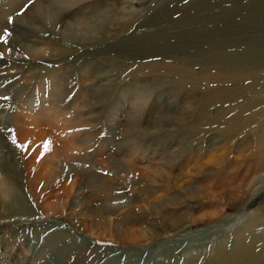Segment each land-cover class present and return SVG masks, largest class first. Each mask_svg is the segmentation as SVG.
<instances>
[{"label": "rangeland", "instance_id": "1", "mask_svg": "<svg viewBox=\"0 0 264 264\" xmlns=\"http://www.w3.org/2000/svg\"><path fill=\"white\" fill-rule=\"evenodd\" d=\"M38 1L0 0L1 39L26 33L30 37L24 35L25 40L40 39L57 48L40 59L25 55L26 60L14 61L0 56L5 62L0 65L4 74L0 76V113L5 119L22 118L24 111L36 115L42 108L53 114L52 105L58 101L61 115L66 111L70 124L77 128L79 123L82 130L74 138L78 148H89L69 152L71 157L63 148L58 150L63 169L70 171L66 180L76 177L73 189L82 185L93 213L104 209L109 204L105 199L114 195L118 201L112 202L121 204L124 211L113 217L123 226L160 230L165 220L222 213L174 238L137 245L102 240L37 211L0 228V264H14L19 257L23 264H50L56 257L51 253L55 247L67 253L78 247L81 252L71 264H188V259L189 264H209L215 250L231 251L248 220L264 217V157L258 151L264 152V143L257 144L264 129V0H132L125 24L106 13L110 8L117 10L124 0H78L71 9L70 3L76 0H69L61 9L73 15L68 21L75 22L77 35L81 37L84 29L92 31L87 44L45 25L34 31L16 21ZM82 17L84 22L78 21ZM113 25L123 35L103 37L107 26ZM26 74L28 79H22ZM60 77L65 80L63 98ZM90 79L93 91L101 92V97L107 94L106 98L91 94L87 101L83 99L89 94L85 85ZM104 80L109 81V89ZM135 99L140 101L133 110L130 104ZM132 120L138 123L131 124ZM6 138L23 172L17 141L10 131ZM104 165L108 171L102 170ZM146 175L151 188L143 179ZM27 182L23 176L16 180L30 196ZM187 186L192 194L183 197ZM147 188L160 198L178 194V199L172 198L177 202L171 201L175 202L170 204L171 215L154 219L153 213L137 207L143 203L141 198L151 194L145 192ZM55 190L57 186L48 185L41 193ZM30 202L36 210L32 197ZM245 235V245L259 237L255 250L264 249V221Z\"/></svg>", "mask_w": 264, "mask_h": 264}, {"label": "bare ground", "instance_id": "2", "mask_svg": "<svg viewBox=\"0 0 264 264\" xmlns=\"http://www.w3.org/2000/svg\"><path fill=\"white\" fill-rule=\"evenodd\" d=\"M68 1L69 0H40L30 8L31 9L30 12L23 14L19 17H16L15 19H16V21L21 22L25 26L32 28L34 31L41 30L42 26L45 25V26L49 27L50 29H52L53 31H57L58 34H61L65 38H71L72 40H76L75 42H79V43H84V44L86 42L88 43V41H90V38L87 35L90 33L91 30L87 29L88 31H86L84 29L83 34L80 33L81 37H80V35H77L78 29H75L73 27L75 22L71 23L70 21H68V19L73 15L69 14V11L64 14V10L61 9L62 6L69 4ZM78 3H79L78 0L71 2L70 3L71 5H69L70 6L69 9L76 7V5ZM131 5H132V0H124L123 3H121V6L119 8H117L118 11L112 10V8H110L108 6L111 10H108V12H106V13H107V15L115 17L120 23L122 22V24L124 22L127 23L130 15H131V10H132ZM57 9L62 10V12L61 11H60V13L57 12L58 11ZM63 15H65V16H63ZM84 17L80 18L81 20H78V21L84 22ZM117 26L113 25L110 28H108V26H107V28L105 29L106 31L103 32V37H107V38L111 39V38H116L118 36H122L123 34L119 32L120 30H118L119 27H117ZM24 35H25V37H27V36L30 37L29 34L24 33L21 36L12 35L11 37H7V39H5V38L1 39L0 38V56L3 55V56H5L11 60H14V61L26 60L24 58L25 55H28L30 60L31 59H40V58H43L45 55H48V54L53 55V53L57 49V48H52L48 44L44 45V44L40 43L41 42L40 39L30 40V41L25 40L26 38L23 39ZM244 36H246V35L244 34ZM0 37H2V36H0ZM131 39H133V38H131ZM168 39H169V37H168ZM244 40L242 38V41H244ZM11 43L14 44L13 47L10 46ZM249 43H252V42L249 41ZM223 45H225V44H223ZM153 47H155V46H153ZM236 47H237V45H236ZM158 48H159V46H158ZM168 48H169V46H168ZM155 49H157V48L155 47ZM221 50H223V49L221 48ZM175 52H177V51H175ZM159 54H161V53H159ZM253 57H256V56H253ZM3 64H5V62L0 61V65H3ZM15 71L16 70H13V71L11 70L10 72L12 73ZM3 75L4 74L0 70V76H3ZM28 76H29V74H26L24 76V78H22V79L26 80V79H28L27 78ZM105 77H108V76L106 75ZM108 78H110V77H108ZM55 79L58 80L59 76H56ZM60 81L62 82V84H61V89H60L59 93H60V98H63V95L66 91L64 88L65 84L63 83V81H65V80H64V78L60 77ZM92 84H94V80H91L88 84L85 85V86L88 85L87 91L89 94L88 95L82 94V95H84L83 99L87 98L86 99V101H87L88 98H91V94L95 95L96 98H101L100 100H103L104 98H106L107 94H104L103 97H101V92H100V94L97 95V93H95V91H93V89H92V86H91ZM104 85L107 86L106 88H108V89L110 88V87H108L110 85L109 81L108 82L105 81ZM98 86H100V85H98ZM100 91H103V89H100ZM60 98H58V99H60ZM54 100L56 101L57 98H54ZM139 101H140L139 99H135L130 104L131 105L130 108H133V110H134L135 106L139 105ZM57 104H59L58 101L55 104L56 106L52 105L53 110H55L53 114L51 111H48L47 109L42 108L40 110V112L36 115H31V114L26 115L27 113H25V111H24L22 118H19L16 115H14V116L12 115L9 118L5 119L3 114L0 113V228L8 225L12 220L29 218V217L35 216L36 212L38 211L39 213H43L48 217L64 219L66 222H68L70 225H72L76 229H80L84 232L86 231V232L90 233L91 235H94V236L101 238L102 240H110L112 242L113 241L114 242H121V243H125V244L142 245L141 243H143L144 245H148V244L150 245V244L158 242V241H164V240L174 238L175 236L179 235L180 233H182L184 231L186 232L191 225H195V223H197V222H200V223H205L206 221L211 222L213 219L218 218L220 216V214L222 213L221 211H218L215 213H210V214L206 213V214L199 215L196 217L195 216H186V217L178 219V220H171V221L165 220V221H163V223H161L162 226H161L160 230H156V229H154V227L152 228L151 226H150L151 228H146L144 230L143 229L137 230L133 226H123L121 223H119V221L116 218H114V217H116L115 214L117 215L118 212L122 211V213H123V211H124V209H122V207H121V204H118L116 201L112 202L113 200H117V199H115L116 197H114V195L112 197L108 196L109 200H108V197H107V199H105L107 202L106 201H104V202L109 203V204H107V206L104 207V209L101 208V211L98 210V213L97 212L96 213L91 212L89 208L92 207V201L86 198L84 188L80 187L82 185H79L76 189H73L72 184H75V183L78 184V180L76 179V177H75V179H73V181L66 180V179H69L66 172H70V171L63 169L64 165L62 164V161H61L62 159H60V156L57 154L58 150L63 148V150L67 154H69L71 157L72 154H70V153L75 152V151H79V152L86 151L87 152V150H89V148L87 150L85 149L88 147L87 145L84 148H81V147L78 148V145H77L78 141L76 142L74 140V138L76 139L77 134L79 133L78 131L82 132V130H78L79 123H77L78 124L77 128L75 125L70 124L71 120H68L66 118L67 117L66 111H65L66 115L65 114L61 115L62 107H60V104H59V106ZM54 107L56 109H54ZM132 112H134V111H132ZM130 123L136 124V123H138V120H132ZM84 125H85V123H84ZM90 126H91V124H90ZM80 127H82V125ZM8 130L10 131V133H12V135L14 136V138L17 141V145L19 148L18 151L20 152V156L22 158L21 163L23 166V169H22L23 172L19 171L20 167L17 166L16 161H14V159H13L14 158L13 149H12L11 145L8 143L9 141L6 138V134H7V132H9ZM81 132H80V134H81ZM2 134H3V136H2ZM259 134H260V132H259ZM88 137L86 136L85 138H88ZM133 137H135V135ZM127 138H129V137H127ZM133 139H125V141L130 143V141L132 142ZM262 139H264V129L261 130V136L259 137V140L257 141V144H259L260 147L264 143V141ZM46 141H51V144L48 146L47 149L45 147ZM82 143H84V141ZM20 145H23V147H21ZM126 146H127V144H126ZM116 148L120 149V147L118 145L116 146ZM257 150H258V148H257ZM258 151L262 154L261 157H264V152L261 150V148H259ZM83 155L85 156L86 154L83 153ZM88 155H90V154H88ZM77 156H78V154H77ZM85 158H86V156H85ZM78 159L79 158H77V160ZM100 160H103V158ZM106 160H104V161H106ZM114 160L117 161L118 159L116 158ZM108 161L110 162V160H108ZM259 161H261V158ZM262 163L264 165V162H262ZM112 165H114V164H112ZM96 167H97V165H96ZM99 168H100V165H99ZM102 170L108 171L109 167L104 165ZM136 170H137V168H136ZM143 174H145V173H143ZM179 175H180V173H179ZM22 176L28 181L27 183L30 185L29 186L31 189L30 196H29L28 192L25 193L24 190L22 189V187H20L16 183V180L21 178ZM92 177H94V176H92ZM143 179L146 180V185H148V187L151 188L150 187L151 183H150L148 176L146 175V177H143ZM97 180L99 181V179H97ZM127 180H128V178H127ZM98 181H95V182L99 184V182H101V181H99V182ZM140 182H141V180H140ZM48 185H50L51 187L57 186V190H55L54 192H51L49 194L41 193L45 190V187ZM88 185H89V183H88ZM117 187H119V186L117 185ZM149 188H147L145 191L148 194L151 193V190H149ZM103 189H105V188H103ZM97 190H96V192H97ZM189 190L190 189L187 186L185 188V190L183 191V197L189 196V193H190ZM101 192H103V191H101ZM142 193H144V192H142ZM151 194H153V193H151ZM151 194L149 196L143 198V199L141 198L143 203H142V205L139 204L140 206L137 205V207L139 209H141L142 211H144V213H147V212L153 213L155 215L154 219H164L162 217L165 216V214H166V216L171 215V213L169 214V212L171 211V207H173V206H171L170 204L177 202L175 200L178 197V194L175 195V197H172L171 196L172 194L171 195L167 194L166 196H164V198H160V197H158V195H155V194L151 195ZM190 194H192V193H190ZM103 195H105V193ZM145 195H146V193L143 194L142 197ZM120 196H121L120 198H122V195H120ZM31 197L33 198L34 204H36V206H37L36 210H34L33 205L30 202ZM96 197L101 198V196H96ZM180 197H181V195H180ZM172 198L173 199L175 198V200H173ZM129 200L131 201V199H129ZM172 200L175 202H171ZM179 201H181V200H179ZM126 205L129 206L131 204L126 202ZM222 208H221V210H222ZM93 209H91V210H93ZM96 209H100V207L96 208ZM132 210H135V209L132 208ZM124 213H126V212H124ZM171 217H168V218H171ZM262 221H264V217L258 218L256 216H253L250 220H248V223L245 226V228L242 231H239L237 233V237H236V240L233 244V248L231 249V251L227 252L223 248H219V249L215 250L213 253L214 257L210 261L209 264H264V256L262 255L264 252V249L261 252H259V251L256 252V250H255L256 249L255 244L260 241V238L254 237L253 240L251 241V243H249L247 245L244 244V242L247 238L245 233L248 230L254 229L258 225V223H260ZM244 222H246V221H244ZM8 247H9V245L7 246V248ZM26 252L27 251L25 249L24 253L27 255ZM80 252L81 251L78 250V247L73 248V250H71V252H68V253L62 252L61 248L55 247L54 250L51 251V253H53L54 256L56 255V257L52 260V262L50 264H71V263H73L72 259H74L77 255H79ZM26 257H28V255ZM77 258H79V257H77ZM70 259H71V262H70ZM23 260L20 257L16 258L14 264H23ZM191 260H192V258H191ZM187 263L188 264L190 263V259H188Z\"/></svg>", "mask_w": 264, "mask_h": 264}, {"label": "snow or ice", "instance_id": "3", "mask_svg": "<svg viewBox=\"0 0 264 264\" xmlns=\"http://www.w3.org/2000/svg\"><path fill=\"white\" fill-rule=\"evenodd\" d=\"M0 38H2V37H0ZM51 144V141H46L45 142V147H46V149L48 148V146ZM21 147H23V145H20Z\"/></svg>", "mask_w": 264, "mask_h": 264}]
</instances>
